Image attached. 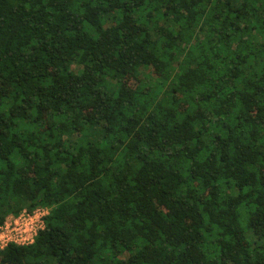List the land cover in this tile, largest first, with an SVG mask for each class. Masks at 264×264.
<instances>
[{
    "label": "trees",
    "instance_id": "1",
    "mask_svg": "<svg viewBox=\"0 0 264 264\" xmlns=\"http://www.w3.org/2000/svg\"><path fill=\"white\" fill-rule=\"evenodd\" d=\"M44 206L0 264H264V0H0V226Z\"/></svg>",
    "mask_w": 264,
    "mask_h": 264
},
{
    "label": "built area",
    "instance_id": "2",
    "mask_svg": "<svg viewBox=\"0 0 264 264\" xmlns=\"http://www.w3.org/2000/svg\"><path fill=\"white\" fill-rule=\"evenodd\" d=\"M49 210L45 206L32 211L25 208L16 216H8L0 226V250L9 243L27 245L34 242L38 231L45 226Z\"/></svg>",
    "mask_w": 264,
    "mask_h": 264
},
{
    "label": "rangeland",
    "instance_id": "3",
    "mask_svg": "<svg viewBox=\"0 0 264 264\" xmlns=\"http://www.w3.org/2000/svg\"><path fill=\"white\" fill-rule=\"evenodd\" d=\"M24 209H25V208H24ZM26 209H27V208H26ZM34 209H35V208H34ZM48 210H49V208H48ZM248 234H249L250 238H252V231H249Z\"/></svg>",
    "mask_w": 264,
    "mask_h": 264
}]
</instances>
